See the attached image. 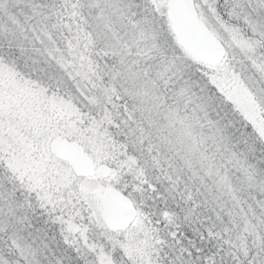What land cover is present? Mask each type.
Returning <instances> with one entry per match:
<instances>
[{
	"label": "rangeland",
	"instance_id": "374dc122",
	"mask_svg": "<svg viewBox=\"0 0 264 264\" xmlns=\"http://www.w3.org/2000/svg\"><path fill=\"white\" fill-rule=\"evenodd\" d=\"M70 1L78 23L86 22L87 31L95 39L100 64L112 70V78L119 80L124 93L136 90L141 101L145 100V111L157 112V119L162 118L165 126L178 132L177 141L189 147L192 165L202 175L200 181L207 182L204 187H214V193L210 192L214 200L217 193L222 197L219 208L225 216L232 208L238 209V222L222 218L225 228L238 230L240 226L242 238L251 234L264 239V54L256 39L264 45V0H232L234 5L239 4L240 26L225 22L226 17L219 14L213 1L195 0L198 18L222 48V56L214 64L199 61L179 44L167 17V0ZM16 2L0 0V96L9 105L12 118L23 119L25 135L39 138L30 155L20 150L18 157L28 166V174L40 178L48 190L57 196L63 194L65 201L71 195L81 197L82 202L65 207V202L56 201L54 212L51 206L41 207L32 193L10 186L0 174V264H78V256L79 264H94L87 244L103 245L111 252L114 242L123 244L122 238L133 241L137 255L147 253L158 264H168L173 249L155 242L158 235L167 236L162 230L153 232L146 223L149 214H158L165 205L159 202V191L150 190L152 185L146 184L147 189L143 185L144 190L132 197L137 213L129 227L114 232L106 228L102 195L111 188L121 191L126 184H139L136 173L140 170L129 172L127 166L120 169L126 157L120 152L112 154L111 148L101 145L86 130L85 119L93 114L97 100L88 80L76 74L62 50L40 43L37 33L44 34L43 25L28 13L14 12ZM168 57L174 58L173 63ZM203 76L217 85L216 91L208 87ZM164 86L169 92L167 101L163 99ZM176 98L179 102L174 103ZM192 101L193 111L180 114L177 108L185 109V102ZM221 102L225 110L239 114L241 119H222L219 111L216 115L223 108H217ZM97 104L100 108L99 100ZM199 108L209 114H199ZM234 122L245 127L239 129L236 142L247 155L240 162L231 153L230 159H216L209 138L215 139L218 134L226 141L232 133L227 130L232 131ZM249 124L251 129L247 128ZM57 138L83 148L94 161V174L77 176L70 163L55 154L53 142ZM233 156L235 161L231 163ZM102 163L111 170L120 169V178L113 179L111 170L102 177L97 172ZM232 172H249L250 186L241 180L235 182ZM30 186L26 183L23 187ZM243 188L250 189L249 194L257 200L251 203L252 195H245ZM143 217L146 232L141 227ZM70 218L75 230L68 226ZM199 233L197 228L193 236L196 241ZM201 236L206 241L212 238L205 233ZM207 252H212V244Z\"/></svg>",
	"mask_w": 264,
	"mask_h": 264
},
{
	"label": "trees",
	"instance_id": "16d2710c",
	"mask_svg": "<svg viewBox=\"0 0 264 264\" xmlns=\"http://www.w3.org/2000/svg\"><path fill=\"white\" fill-rule=\"evenodd\" d=\"M211 1L216 7L217 4L220 5V15H226L230 21H236L240 12L237 7H233L232 11L226 8V4L227 2L230 3V0ZM73 7L70 0H17L13 10L14 12L19 10L24 14L28 13L32 19L40 21L44 32V34L37 33L40 43H50L62 50L74 66L76 74L84 76L88 80L91 91L97 100L93 114L85 119L86 130L92 136L95 135L101 145L111 148L112 154L120 152L121 156L126 157L125 160L128 161L129 157L134 159L135 163L132 165V170H142L145 173V179L148 181L147 185H152L150 190L152 192L159 191V194L162 195L159 202L165 205L162 210L160 209V212L169 211L174 219H177L184 226L183 230L189 236H194L198 228L200 239L197 240V246L202 249V256L213 257L215 264H264V239L253 237L251 234L242 238L243 236L239 234L242 232L239 230L240 226H238V230L225 228L226 222L224 223L222 218L229 220L231 218L232 221L235 219L237 221L240 217L237 215L240 214L238 209L232 208L229 216H225L224 210L219 208L222 197H219L217 193L215 195L216 200H214L210 194V192L214 193V187L211 184L208 188L204 187L207 182L203 184L200 181L202 175L192 165L194 159L189 154V147L177 141L179 140L178 132L175 133L174 128L169 125L165 126L162 118L157 119L159 118L157 112H153L151 109L145 111V100L142 99L141 101V96L137 94L136 90L129 89L127 94L124 93V88L119 86V80L112 78V70L109 71L108 67L105 68L100 64L101 62L97 58L99 50L98 46L95 45V39L87 31L86 22L78 23V17L74 15L76 9ZM17 13L19 14V12ZM237 25L235 23L234 26ZM167 55L170 54L167 53ZM168 59L172 61L170 63H173L174 58L168 57ZM163 76L162 81L168 82L165 79V74ZM187 76L184 75L183 78H187ZM112 80L116 82L113 83ZM163 90V99L167 101L169 92H165V86ZM209 94L208 96H212ZM98 100L100 108L97 104ZM173 101L174 103L179 102L178 98ZM220 106L223 107L221 112ZM194 108L195 103L192 101L185 102V109L182 107L177 108V110L180 114H190ZM217 108L219 110H217L216 115L219 111L222 119H230L231 116L232 120L234 117L241 119L239 114L235 116V114L225 110L226 105L222 102ZM198 113L209 114L202 111L201 108L198 109ZM201 119L206 121L204 118ZM242 127L234 122L232 131L227 130V133L232 132L229 136L232 138L231 140L228 138L224 141L218 134L215 139H213L214 137L209 138L211 139L210 149L211 153L213 152V157L230 159L233 154H236L237 161L240 162L247 155L246 149L239 150L243 146L237 145L236 142L239 129ZM242 153L245 155H241ZM230 161L231 163L235 161L234 156ZM113 165L116 166L114 162ZM233 167L236 170V166L233 165ZM127 171H129L128 168ZM249 175V172H232L235 182L241 180L242 184L246 183L248 186L251 184ZM144 188L147 189L145 185ZM243 190L245 195H252L248 192L250 189L243 188ZM256 200V196L250 197L251 203ZM242 207L245 206L242 205ZM150 216L154 217L149 214L148 217ZM144 219L143 217L140 220L141 224L142 222L144 224L141 226L143 231L146 226ZM161 232L166 235L163 230ZM202 233L207 236L212 235V238L208 241L201 239ZM122 242L123 244L126 243L134 253L133 241L125 242V239L122 238ZM120 244L118 240L116 244L114 242L113 251L118 252ZM209 244H212L213 253L207 252ZM137 254L138 252L134 253L135 256L139 257Z\"/></svg>",
	"mask_w": 264,
	"mask_h": 264
},
{
	"label": "snow or ice",
	"instance_id": "6c2138e0",
	"mask_svg": "<svg viewBox=\"0 0 264 264\" xmlns=\"http://www.w3.org/2000/svg\"><path fill=\"white\" fill-rule=\"evenodd\" d=\"M173 3L187 15L190 21L195 22V0H173ZM219 7L220 5L217 4V8ZM203 80L212 91H216L217 85L209 83L208 76H203ZM217 94L219 95V93ZM25 127L26 125L22 118H12L9 105L0 96V174L9 180L10 186H20L19 190L37 196L41 202V207L51 206L55 212L57 211L56 201L65 202V207L69 204L75 207V203L82 202L81 197L74 198L69 195L67 201H65L63 194L57 196L56 192L48 190L40 178L28 174V166L18 157V152L22 150L25 155H30L33 148L38 145L39 138L37 136L25 135ZM248 128L251 129V124L248 125ZM134 163V159L129 157L128 161L121 164L120 169L127 166L129 171H131ZM120 169L111 170V177L113 179L120 178ZM143 175L142 170L138 171L136 179L139 181V184L135 186L126 184L123 188L122 195L127 197L129 202H131L132 197L137 192L144 190L143 185L148 184ZM26 183L31 186L24 188L23 186ZM116 187H119V185H116ZM54 197H56L55 201ZM86 199V197H83V200ZM76 214L79 215V210H77ZM67 223L70 230H75L76 226L72 223L71 218ZM146 223L152 226L151 230L153 232L159 233L163 230L166 233L167 239L158 235L155 242L160 246H167L173 249L174 256L169 259L168 264H215L213 257L201 255L202 249L197 246V241L183 230L184 226L177 219H174L169 211L164 210L160 212L158 210V214L154 217H149ZM201 239H203L202 236ZM87 248L93 255L94 264H158L147 253H141L139 257L135 256L133 250L125 244L120 245L118 252H110L103 245L98 246L94 243L87 244ZM74 251L79 253L80 249L75 248ZM84 255H88V253ZM117 255L119 256L118 261L116 259ZM79 260L80 257L78 256V264ZM85 264H87V261H85Z\"/></svg>",
	"mask_w": 264,
	"mask_h": 264
},
{
	"label": "water",
	"instance_id": "95a60500",
	"mask_svg": "<svg viewBox=\"0 0 264 264\" xmlns=\"http://www.w3.org/2000/svg\"><path fill=\"white\" fill-rule=\"evenodd\" d=\"M167 16L171 29L178 42L195 58L214 64L221 58L222 50L208 28L196 16L193 23L187 15L177 8L173 0H167ZM55 154L67 160L77 176H91L95 172L92 158L79 146L68 139L57 138L53 142ZM110 166L102 163L97 172L105 177L110 173ZM136 216V209L131 200L122 195V191L111 188L102 195V218L106 228L119 231L127 228Z\"/></svg>",
	"mask_w": 264,
	"mask_h": 264
},
{
	"label": "flooded vegetation",
	"instance_id": "af4514ba",
	"mask_svg": "<svg viewBox=\"0 0 264 264\" xmlns=\"http://www.w3.org/2000/svg\"><path fill=\"white\" fill-rule=\"evenodd\" d=\"M232 0H230V3L229 2H227V4H226V8L228 9L229 8V10L230 11H232V8L233 7H237V9H238V7H239V4L238 5H234L233 4V2H231ZM225 15V14H224ZM224 17H226L225 18V21L226 22H231V24H233V26L235 25V22H239L238 21V19H237V21H230V19L225 15ZM240 23V22H239ZM241 25V23L240 24H238L237 26H240ZM257 40H258V42H259V47H260V49H262V51H263V54H264V45H263V42H262V40L261 39H258V38H256Z\"/></svg>",
	"mask_w": 264,
	"mask_h": 264
}]
</instances>
